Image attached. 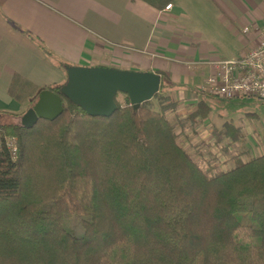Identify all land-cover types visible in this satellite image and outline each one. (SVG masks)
<instances>
[{
  "label": "trees",
  "instance_id": "1",
  "mask_svg": "<svg viewBox=\"0 0 264 264\" xmlns=\"http://www.w3.org/2000/svg\"><path fill=\"white\" fill-rule=\"evenodd\" d=\"M154 97L160 109L125 94L111 115L63 97L54 119L0 120L17 139L16 156L0 147V264H264V152L205 170L177 140L164 78Z\"/></svg>",
  "mask_w": 264,
  "mask_h": 264
},
{
  "label": "crops",
  "instance_id": "2",
  "mask_svg": "<svg viewBox=\"0 0 264 264\" xmlns=\"http://www.w3.org/2000/svg\"><path fill=\"white\" fill-rule=\"evenodd\" d=\"M263 30L264 0H175L166 11L143 0H0V110L21 111L41 87L64 83L65 64L155 71L161 82L167 77L179 86L168 88L169 95L178 92L194 102L185 136L239 142L257 114L248 112L240 125L227 120L222 128L213 126L210 103L198 100V93L210 95L198 86L212 72V61L232 58L220 55L213 44L238 41L240 55ZM189 84L190 91H184ZM200 103L210 106L209 113L190 116ZM204 142L212 151V144ZM195 149L197 162H210L209 153L199 145ZM227 152L233 166L247 159ZM214 167L216 161L208 169Z\"/></svg>",
  "mask_w": 264,
  "mask_h": 264
},
{
  "label": "rangeland",
  "instance_id": "3",
  "mask_svg": "<svg viewBox=\"0 0 264 264\" xmlns=\"http://www.w3.org/2000/svg\"><path fill=\"white\" fill-rule=\"evenodd\" d=\"M199 28V27H197ZM201 29V28H200ZM198 42V40H197ZM213 47H217L221 53L220 55L225 57H236L238 56V51L241 49V44L238 41L235 42H227L224 44H213ZM191 58H194L191 56ZM188 63H191L190 61ZM191 70L193 69V65L187 64ZM197 70V69H195ZM166 84H168V88H174V90H178L179 86L173 83L170 78H164ZM192 83V82H190ZM192 84H189V87L186 86L183 88L184 91L189 92ZM169 93V91H168ZM123 92H118L116 95V100H122ZM198 100L205 99L211 105V111L208 115L210 121H214L213 126H217L219 128L223 127V122L227 120H233L236 125H240L242 123L243 118L247 117L248 112H254L257 114V118L253 119L254 122L251 123L248 130L244 132L243 140L239 142H235L231 139L223 138L222 140L217 141L216 137L209 136L210 139H205L204 141H209L212 144V151L208 150L205 146L207 142L204 141H196L189 136L184 135V131L188 129L187 126L191 124L188 117L189 110L193 109L194 102L193 100L184 99L181 96V93L173 92L169 95V97L164 101L167 104V111L169 114V118L175 126V132L177 134L178 142L186 148L191 154L196 156L195 148L196 145H199L206 153L208 154V158L210 160L209 163L202 161L199 159V164L203 169H207L210 172L214 173L218 170L228 169L233 165L226 159V154L238 153L244 158H248L251 155H256L261 153L264 150V100H260L256 97H241L239 99L233 101H222L220 97L217 96H206L202 93H198ZM147 104L152 108L160 109L161 104L158 102L156 97L151 98L147 101ZM1 122H20L19 117H13L9 115H3L0 118ZM252 120V119H251ZM209 123V122H208ZM211 125V124H210ZM212 128V126H210ZM209 127V130H210ZM210 132V131H209ZM225 156V158H224ZM198 158V157H196ZM216 161L217 167L212 169H208L209 166L213 162Z\"/></svg>",
  "mask_w": 264,
  "mask_h": 264
},
{
  "label": "water",
  "instance_id": "4",
  "mask_svg": "<svg viewBox=\"0 0 264 264\" xmlns=\"http://www.w3.org/2000/svg\"><path fill=\"white\" fill-rule=\"evenodd\" d=\"M67 79L59 92L40 90L33 106L20 115V123L30 127L39 118L54 119L63 111V97L90 115H111L117 109L116 95L125 93L134 107L150 100L160 90L161 75L155 71L109 66L65 65Z\"/></svg>",
  "mask_w": 264,
  "mask_h": 264
},
{
  "label": "built area",
  "instance_id": "5",
  "mask_svg": "<svg viewBox=\"0 0 264 264\" xmlns=\"http://www.w3.org/2000/svg\"><path fill=\"white\" fill-rule=\"evenodd\" d=\"M171 6L168 3L162 10ZM211 63L212 72L198 86L201 92L223 99L245 96L264 100V30L257 42L239 56L219 58ZM16 140L15 136H0V147L4 144L16 156Z\"/></svg>",
  "mask_w": 264,
  "mask_h": 264
}]
</instances>
